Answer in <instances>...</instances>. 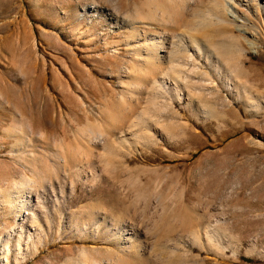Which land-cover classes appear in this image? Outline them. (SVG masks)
Returning a JSON list of instances; mask_svg holds the SVG:
<instances>
[{"label":"rangeland","instance_id":"1","mask_svg":"<svg viewBox=\"0 0 264 264\" xmlns=\"http://www.w3.org/2000/svg\"><path fill=\"white\" fill-rule=\"evenodd\" d=\"M217 1L0 0V264H264V14Z\"/></svg>","mask_w":264,"mask_h":264},{"label":"bare ground","instance_id":"2","mask_svg":"<svg viewBox=\"0 0 264 264\" xmlns=\"http://www.w3.org/2000/svg\"><path fill=\"white\" fill-rule=\"evenodd\" d=\"M216 3H217V5L219 6V3H218V1L217 0H214ZM237 1H240V2H245V4L248 6V7H253L254 8V10H255V16L256 17H258L259 18V20L260 19H262L263 18V11H262V9L259 7V6H256V5H254V4H252V0H224V4L222 5L223 6V8H224V10L225 11H222V13L223 12H225V13H221L222 14V17H225V15H226V19L224 18H222L221 17V14L219 15V14H217V17L219 18V20H220V22L222 23H226V24H233L235 27H236V29L237 30H239L240 32H242V34L243 35H247L248 33L251 35V37L254 39L255 37H256V34H254V33H252V32H250V31H248L247 29H246V26H247V23L248 22H250V21H252V19L250 18L251 16H252V14L249 12V10H247V9H241L240 7H239V5L237 4ZM223 3V2H222ZM221 6V5H220ZM217 7V6H216ZM218 8V10H219V13H220V11H221V7L219 8V7H217ZM217 8L215 9V10H217ZM218 10L216 11L217 13H218ZM214 18H216L215 16H214ZM210 20V19H209ZM217 22V21H216ZM204 23V22H203ZM205 24V23H204ZM231 26V25H230ZM200 30V29H199ZM223 30V29H222ZM223 31H225V30H223ZM223 31H220V32H222V34H223ZM229 31V30H228ZM226 32V31H225ZM202 35H203V33H202ZM226 35V33L223 35V36H225ZM205 37V36H204ZM207 37V36H206ZM209 37V36H208ZM243 38H246L245 36L243 37ZM251 38V39H252ZM223 40H222V42L219 44V48L220 47H223V46H226V45H228V44H226L225 42L227 41V39H224V38H222ZM157 40H159L158 42L159 43H161V45H162V47H165V42H166V38H165V36L164 35H161L160 34V36H158V39ZM233 40V39H232ZM155 41V40H154ZM196 41V44H197V46H198V49H199V52H201V51H203V49H202V47H201V44H202V42L200 41V39H196L195 40ZM246 41L248 42V45L251 47V48H253V50L256 48V43H255V41L254 40H250V38H246ZM231 43H229V45H230ZM218 46V45H217ZM217 46H215V47H217ZM234 46V45H233ZM228 48H229V46H228ZM218 49V48H217ZM212 56V55H211ZM176 66H180V63H177L176 64ZM197 70H194V73L196 72ZM181 72H184V71H181ZM188 73H190V72H188ZM231 77V76H230ZM194 79L196 80L197 79V77H194ZM165 81H166V79H165ZM206 81L207 80H202L201 79V84H199V82L198 83H195L196 84V86H194L195 87V90L198 92V93H200V94H205V95H208V96H210L214 91H215V88H214V86L213 85H211V84H208V83H206ZM195 82H197V81H195ZM239 88H240V90H242V92L245 90V88L243 87V89L239 86ZM241 91L239 92V94H238V96L241 98ZM213 95V94H212ZM203 96V95H202ZM239 100V99H238ZM121 128V127H120ZM119 128V129H120ZM93 137H92V142H93V144H98V143H106V142H108L107 140L109 139V138H107V135H105V134H98L97 132H93V135H92ZM110 136V135H109ZM121 139L123 140L124 139V134L123 133H121ZM63 149V151H64V148H62ZM66 149V148H65ZM61 153H62V150H61ZM64 153H65V151H64ZM64 153H62V154H64ZM63 156V155H62ZM63 160H65L64 162H66V163H68V160H67V158L66 157H64V159ZM77 160V159H76ZM75 161V160H74ZM76 162V161H75ZM74 163V162H73ZM67 166V165H66ZM23 181V180H22ZM22 181H19L17 184H16V186H17V188L19 189V191L18 192H20L21 191V189L24 187V185L25 184H23L24 182H22ZM49 181V180H48ZM47 181V182H48ZM34 183H35V181H34ZM41 183H39V185H40ZM42 185V184H41ZM30 205V204H29ZM85 263H87V261H88V259H87V252H86V255H84L82 258H81ZM96 263H99V262H96ZM101 263V262H100ZM99 263V264H100Z\"/></svg>","mask_w":264,"mask_h":264}]
</instances>
